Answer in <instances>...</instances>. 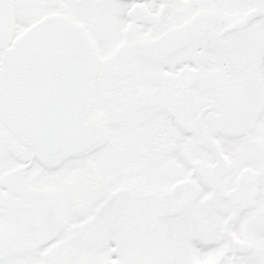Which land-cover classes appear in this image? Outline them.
Wrapping results in <instances>:
<instances>
[{
    "label": "snow or ice",
    "instance_id": "snow-or-ice-1",
    "mask_svg": "<svg viewBox=\"0 0 264 264\" xmlns=\"http://www.w3.org/2000/svg\"><path fill=\"white\" fill-rule=\"evenodd\" d=\"M0 264H264V0H0Z\"/></svg>",
    "mask_w": 264,
    "mask_h": 264
}]
</instances>
